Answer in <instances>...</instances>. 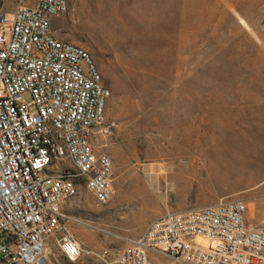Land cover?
<instances>
[{
    "label": "rangeland",
    "instance_id": "obj_1",
    "mask_svg": "<svg viewBox=\"0 0 264 264\" xmlns=\"http://www.w3.org/2000/svg\"><path fill=\"white\" fill-rule=\"evenodd\" d=\"M0 4L8 18L14 3ZM51 24L88 54L109 94L107 132L90 143L111 161L113 198L96 204L78 184L63 206L99 230L68 225L81 264L85 252L120 250L162 215L220 201L242 200L246 223L264 227V0H67ZM56 240L47 239L44 264H67Z\"/></svg>",
    "mask_w": 264,
    "mask_h": 264
},
{
    "label": "built area",
    "instance_id": "obj_2",
    "mask_svg": "<svg viewBox=\"0 0 264 264\" xmlns=\"http://www.w3.org/2000/svg\"><path fill=\"white\" fill-rule=\"evenodd\" d=\"M31 1L16 0L8 18L0 11V264H39L55 235L59 256L77 264L82 250L68 225L99 230L63 206L78 184L96 204L113 198L111 161L90 143L107 132L109 94L88 54L51 29L67 0ZM245 215L239 199L167 213L120 250L85 254L92 264H151L149 254L173 264H264V227Z\"/></svg>",
    "mask_w": 264,
    "mask_h": 264
},
{
    "label": "bare ground",
    "instance_id": "obj_3",
    "mask_svg": "<svg viewBox=\"0 0 264 264\" xmlns=\"http://www.w3.org/2000/svg\"><path fill=\"white\" fill-rule=\"evenodd\" d=\"M101 20V18H99V21ZM103 29H104V31H105V33H106V35L108 36V39L109 40H111V39H113V36H114V32H113V29H112V19L111 18H106V19H104L103 20V25L101 26ZM117 39V38H116ZM234 168H236V170H235V173H237L239 170L241 171L242 170V168H243V165H242V163H239L237 166H235ZM140 186L138 185V184H136V188H139ZM141 188V187H140ZM140 188H139V195L140 196H143L142 195V192H141V190H140ZM128 200V199H127ZM39 264H44L43 263V261H40L39 262Z\"/></svg>",
    "mask_w": 264,
    "mask_h": 264
},
{
    "label": "crops",
    "instance_id": "obj_4",
    "mask_svg": "<svg viewBox=\"0 0 264 264\" xmlns=\"http://www.w3.org/2000/svg\"><path fill=\"white\" fill-rule=\"evenodd\" d=\"M11 2H13L14 4H15V2H16V0H11ZM27 2L28 3H32V1L31 0H27ZM14 6V5H13ZM13 6H12V8H13ZM1 7H2V4H0V10H1ZM10 8V12H11V10H12V8L11 7H9ZM9 12V13H10ZM50 26H52V24H50ZM62 259V258H61ZM62 261H63V263H65V261L62 259ZM87 263L88 264H92V262H91V260H89V259H87ZM77 264H81L80 262H78ZM84 264H86V262L84 263Z\"/></svg>",
    "mask_w": 264,
    "mask_h": 264
}]
</instances>
